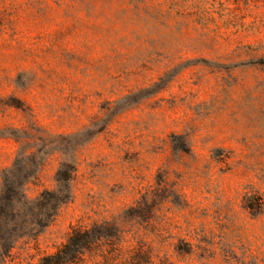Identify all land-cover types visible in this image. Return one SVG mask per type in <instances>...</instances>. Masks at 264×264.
Listing matches in <instances>:
<instances>
[{"label": "rangeland", "instance_id": "obj_1", "mask_svg": "<svg viewBox=\"0 0 264 264\" xmlns=\"http://www.w3.org/2000/svg\"><path fill=\"white\" fill-rule=\"evenodd\" d=\"M182 3L0 0V201L53 215L10 264L72 228L264 264V0Z\"/></svg>", "mask_w": 264, "mask_h": 264}, {"label": "trees", "instance_id": "obj_2", "mask_svg": "<svg viewBox=\"0 0 264 264\" xmlns=\"http://www.w3.org/2000/svg\"><path fill=\"white\" fill-rule=\"evenodd\" d=\"M179 1L186 3L189 0H171L175 6L179 5ZM231 1L249 4V0H228ZM31 206L33 205L26 198L0 201V208L6 209L0 213V264L12 263L18 244L23 242L25 245L24 241L37 242L42 231L50 225L53 215L50 212L32 214ZM16 209L21 211L16 212ZM35 252V255L28 257L26 264H173L167 257L158 258L153 249L142 244L103 241L102 236L83 228H72L67 242L55 253L41 255L38 248Z\"/></svg>", "mask_w": 264, "mask_h": 264}]
</instances>
